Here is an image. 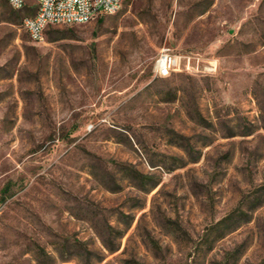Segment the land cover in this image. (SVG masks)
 Listing matches in <instances>:
<instances>
[{
  "label": "rangeland",
  "instance_id": "obj_1",
  "mask_svg": "<svg viewBox=\"0 0 264 264\" xmlns=\"http://www.w3.org/2000/svg\"><path fill=\"white\" fill-rule=\"evenodd\" d=\"M34 11L0 0V264H264V0Z\"/></svg>",
  "mask_w": 264,
  "mask_h": 264
},
{
  "label": "built area",
  "instance_id": "obj_2",
  "mask_svg": "<svg viewBox=\"0 0 264 264\" xmlns=\"http://www.w3.org/2000/svg\"><path fill=\"white\" fill-rule=\"evenodd\" d=\"M124 0H34L35 11L21 21L22 29L33 42L44 41L45 32L50 26L88 24L103 15L117 13ZM13 10H22L27 6V0H7ZM182 57L169 48L160 49L154 65L156 77L165 78L175 72L189 70V57L183 64Z\"/></svg>",
  "mask_w": 264,
  "mask_h": 264
},
{
  "label": "trees",
  "instance_id": "obj_3",
  "mask_svg": "<svg viewBox=\"0 0 264 264\" xmlns=\"http://www.w3.org/2000/svg\"><path fill=\"white\" fill-rule=\"evenodd\" d=\"M23 10V9H22ZM14 11V13L16 14V13H18L19 11H21V10H13ZM99 21H100V18L98 19Z\"/></svg>",
  "mask_w": 264,
  "mask_h": 264
}]
</instances>
